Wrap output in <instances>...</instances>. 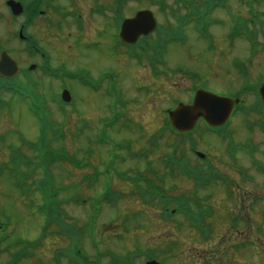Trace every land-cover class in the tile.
I'll use <instances>...</instances> for the list:
<instances>
[{
	"label": "rangeland",
	"instance_id": "rangeland-1",
	"mask_svg": "<svg viewBox=\"0 0 264 264\" xmlns=\"http://www.w3.org/2000/svg\"><path fill=\"white\" fill-rule=\"evenodd\" d=\"M197 1V0H196ZM236 7L238 6V0H230ZM90 4L91 1H90ZM256 8L261 11L264 10V0H260L256 4ZM216 12L213 17L216 19L225 18V13L221 9H214ZM89 20H93V24L89 25L88 31L79 34L76 37L71 38L68 36V32H64L60 39L53 40L55 45L53 49L55 55L60 57L63 50L68 55H64L65 60H57L56 64L65 65L74 69H83L85 67L93 71V75L99 77V72L103 68L110 69L117 78L118 90L124 98H127L132 106H129L124 118L119 123H111L106 127V131L110 134L116 142L124 144L129 147L127 150L117 153L115 157V166L120 171H129V174H136L138 171L145 172L147 169V161L140 159L133 153H138L144 149L149 153L151 166L155 173L151 174V177L156 178L154 175H159V185H164L166 189H175L172 195H181L186 193L191 195L195 190L192 182L180 177L175 173H166L163 168V158L171 151L170 145L176 141L177 135L168 132V129L158 139V146H152L148 141L150 136L155 134L161 129L165 123L163 121L162 110L167 107H173L177 100L188 102L189 88L191 80L190 77H195L197 82L199 79L203 82H207L209 86L226 92H235L242 84L241 76L238 69H235L232 64L234 58L243 59L248 63V58L251 59V52L249 47L243 43V40L237 39L236 43L231 45L227 41V25H217L211 29L214 35L213 43L216 45V50H209V41L198 36L192 30L188 31V42L179 47L178 45H171L168 52L165 55L166 64L162 68L163 74L155 76L146 67H140L134 63L130 58H126L125 55L112 56V53L107 50H102L100 47L110 49V23L97 17H89ZM108 26V29L105 27ZM17 23L7 22L6 27L0 25V33L7 31L8 36L16 29ZM6 29V30H4ZM9 29V30H8ZM39 31V30H38ZM99 31L102 32V36L99 37ZM1 33V34H2ZM47 32H45L46 35ZM52 39V38H51ZM98 41L100 47L90 49L88 52L86 45L93 44L92 42ZM18 47L17 42H8L7 46L15 45ZM45 44L49 51L52 50V46ZM74 48V49H73ZM111 50V49H110ZM18 58L23 59L21 55L15 54ZM14 55V56H15ZM256 57V62L252 67H249L255 72V77H260L264 74V56ZM115 58V59H114ZM114 59V61H113ZM33 60V59H32ZM258 60L262 65H257ZM23 62V60H21ZM179 68L188 69L193 72L192 76L180 73ZM109 71V70H108ZM178 72V73H176ZM184 78V80L181 78ZM31 80L38 85V88L43 92L47 98L53 97L55 91H59L65 84L62 82L51 83V79L44 75L42 72L37 71L29 75ZM31 80L27 76L23 75L18 80L3 82L0 80V87H10L12 90H25L20 83H24L26 87L30 84ZM70 86L66 88L70 89L74 95L73 110L72 107H65L62 111L61 108H55V105L50 103V107L53 111V120L56 124V128L63 129L67 133V139L65 142H56L54 144L55 150H65L68 154L67 159H62L59 163L53 166V176L57 178V187L51 186V183L43 181L39 183L43 191L42 195H51L58 190V199L62 200L69 195H73L77 200H87L94 196L98 203V198L105 187L101 188V177L97 176L98 181L92 185L84 178L88 173L95 174L101 169L104 172L106 182L113 175V172L118 170L115 168L106 169L104 163L109 159L108 153L114 158L116 151L113 147H110L114 140L110 144H101L96 146L92 144L98 138L99 130L96 128L98 123L104 126L106 120H109L107 113L108 99L106 93L103 91H96L90 87L81 86L76 82L69 83ZM62 90V89H61ZM60 90V92H61ZM253 95L249 97L250 102L248 104L253 105ZM0 105V224H4L7 220L11 222L7 233L11 235L8 241L0 245V264H11L14 257L20 255L15 254V250L11 245L12 240H18L20 237L25 239H40L41 243L37 248L28 247L25 251L28 256L26 258H20L15 264H51L50 260L51 251L53 247L68 246V241L62 237V234L57 230L47 229L44 234L43 225L46 222L44 213V205L39 199H36L28 194H24V198L19 189L12 186L10 179L14 177H20L24 180V177L15 170V168L9 163L10 147L9 144L20 143L21 135L23 133L25 145L22 149L26 154L33 157L34 152L29 147V140H35L38 137V120L30 112L29 104L26 98L18 95L12 98L3 97ZM245 105L250 107L247 103ZM106 119V120H105ZM245 118L237 120L236 114L232 117L231 122L228 124L227 129H231L234 126V122L241 123ZM199 123V122H198ZM86 126V131L82 133V127ZM239 126V125H238ZM237 126V127H238ZM37 127V130H36ZM237 129V128H236ZM240 129H237L238 132ZM106 133L102 134V139L111 140V136ZM70 135V136H69ZM52 136V135H51ZM195 137V134L193 135ZM198 142V150L204 153L212 163L221 171L226 172L235 181V186L230 192L225 188L223 183L217 185L220 194L218 197H224L222 204H225V208L222 210V204H219L217 194L210 201L213 207H217L218 213L223 215V221L218 220L220 223L212 224L211 228L214 229L212 233V239L207 240L206 236L202 234L200 237H191L190 239H182L180 237V230L176 228L174 224H169L162 221L160 209L156 206V203H148L147 198H138V195L132 194L129 189L126 180L121 179L115 175L113 179V186L116 190L124 192V199L117 204L105 203L102 206V210L97 216L96 221V240L99 241L102 250L114 249L115 255L128 256L133 251H145L146 249L155 250V256L153 258L159 260L162 264H208V257L206 255V248L210 249L212 245L219 244L222 247L224 254L228 253L225 259L227 264H262L264 261V226L257 219V215L254 210L250 211L249 222L241 220L239 223L241 232L235 236V239H242L244 242L248 240L253 241L251 249L245 248L241 252L228 249V243L223 242L224 237H227L228 224L230 218L238 213L239 203L243 202L249 196L251 184H244L238 176L239 169L233 162L228 159L227 156V143L216 139L214 136L209 135L206 130H201L196 134ZM195 137V138H196ZM94 141L88 142V139ZM241 139V138H239ZM238 139V141H239ZM105 145V146H104ZM188 146V145H187ZM182 145L180 153L186 158L187 153H190V159L196 162V156L190 152V149ZM108 147V150H107ZM92 148L93 153L90 151L87 153L85 150ZM134 154V155H133ZM66 156L62 157L65 158ZM69 157H75L83 162V166L77 169L72 165ZM69 160L70 162L66 161ZM113 163V160H111ZM241 165L242 160L239 161ZM152 171V172H153ZM115 173V172H114ZM165 175V176H163ZM149 178L150 175H148ZM164 179V183L162 182ZM149 180V179H148ZM33 182V181H32ZM244 185V186H239ZM112 186V189L114 187ZM62 190V191H59ZM235 191V192H234ZM200 196L210 195V190H204L198 192ZM229 196H232L230 198ZM196 197V196H194ZM41 199V198H40ZM148 201V202H147ZM222 201V200H221ZM94 206L96 203L92 200ZM67 208V212L71 218L77 219L79 222L84 223L85 217L83 209L85 206L75 204L72 202L70 205H63ZM258 206H263L259 204ZM121 208L123 210H121ZM129 209V210H128ZM90 212V211H89ZM132 213V214H131ZM92 215V213H90ZM218 214V217L219 215ZM261 214V209H260ZM129 220L127 217H129ZM120 218V219H119ZM123 220V221H122ZM176 217L172 221H176ZM261 220V218H260ZM217 221V222H218ZM177 223V222H176ZM111 224V225H110ZM179 225V222L177 223ZM4 228V226H2ZM2 228H0V241L3 236ZM183 233V232H182ZM66 238V237H65ZM86 238V237H85ZM68 239V238H67ZM103 241H102V240ZM185 243L183 244V241ZM202 240V241H201ZM15 242V241H14ZM205 242V243H202ZM92 245L93 243L90 242ZM90 243L85 240L86 251L92 256L93 249L90 247ZM234 243L231 244V246ZM23 248L25 244H22ZM227 247V248H223ZM9 248V249H7ZM18 249V247L16 246ZM112 248V249H111ZM220 248V249H221ZM51 250V251H50ZM50 251V252H49ZM135 256V264H145V255L141 253L140 256ZM221 252V253H222ZM43 254V255H41ZM255 254V255H254ZM221 254L215 255L212 264H216L218 259H221ZM50 260V261H49ZM110 258L105 257L102 260V264H110ZM65 264H69L68 262Z\"/></svg>",
	"mask_w": 264,
	"mask_h": 264
},
{
	"label": "flooded vegetation",
	"instance_id": "flooded-vegetation-1",
	"mask_svg": "<svg viewBox=\"0 0 264 264\" xmlns=\"http://www.w3.org/2000/svg\"><path fill=\"white\" fill-rule=\"evenodd\" d=\"M189 3L190 0H0V25H4L5 28L7 22L17 23L10 37L7 31L0 33V54L3 50L13 55L19 53L23 57V59L17 57L19 64L22 70H26L33 64L37 66L32 60L35 57L26 50L31 47L37 48L41 49L43 54L50 53L44 55L46 56L45 64L53 66L55 65L53 60L58 58L56 53L53 54L55 52L53 40L59 41L64 32H68L71 38L87 32L89 25L93 24V20H89V17H97L110 23L109 29L107 25L105 27L110 31L111 50L103 49L99 45L101 43L94 41L93 44L86 45L87 49L84 51L88 52L90 49L100 47L101 51L107 50L112 55L123 49L122 53L126 52L130 55L149 54L158 49L167 52L170 43L166 40L173 31L183 29V33H188L192 30L193 32L189 34H193L198 27L196 21L189 19L190 16L186 15ZM144 8H152L157 13V30L140 36L134 43L123 41L120 36L123 20L134 17ZM17 12L21 13L16 14ZM45 32H47L46 35ZM98 36H102L101 31ZM12 41L17 42L19 46L6 45ZM43 43L51 45L52 50L49 51ZM63 51L65 52V49ZM83 70L89 71L87 67ZM262 139L264 141V138ZM246 164L253 166L258 173L263 172L262 169L258 170L254 159H251V164ZM247 177L255 180L256 174L250 169ZM258 179L261 180L262 177L258 176ZM218 200L223 201L224 197H218Z\"/></svg>",
	"mask_w": 264,
	"mask_h": 264
},
{
	"label": "water",
	"instance_id": "water-1",
	"mask_svg": "<svg viewBox=\"0 0 264 264\" xmlns=\"http://www.w3.org/2000/svg\"><path fill=\"white\" fill-rule=\"evenodd\" d=\"M219 103H222V102H219ZM190 112L193 113V115H194V119H193V121H192L190 124H188L187 126L180 127V128L183 129V130H184V129H190V128H192L193 125H194V123H195V121L197 120V118H198L200 115H204V116H206L205 114L207 113V111H205V110H200L199 112H197V110H195V109H191ZM180 115H181V110H179V111H177L175 114H173V120H174L175 124L178 125V126L181 124V118H180ZM227 115H228L227 112H224V111H221V112H219V114H218V116H219L221 119L226 118ZM206 117H207V116H206ZM213 117L216 118L215 115H214ZM151 264H155V263H151Z\"/></svg>",
	"mask_w": 264,
	"mask_h": 264
},
{
	"label": "trees",
	"instance_id": "trees-1",
	"mask_svg": "<svg viewBox=\"0 0 264 264\" xmlns=\"http://www.w3.org/2000/svg\"><path fill=\"white\" fill-rule=\"evenodd\" d=\"M137 176V175H136ZM137 187H138V189H140L141 188V185H142V183H140V182H147L148 183V181L150 182V180H148L147 178H146V176L145 175H138L137 176ZM142 189V188H141ZM161 191V190H160ZM157 195H160V193L159 192H157Z\"/></svg>",
	"mask_w": 264,
	"mask_h": 264
}]
</instances>
